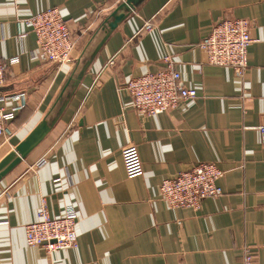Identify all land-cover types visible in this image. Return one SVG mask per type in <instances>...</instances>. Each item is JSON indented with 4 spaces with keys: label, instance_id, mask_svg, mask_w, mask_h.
I'll return each mask as SVG.
<instances>
[{
    "label": "crops",
    "instance_id": "0c3cea01",
    "mask_svg": "<svg viewBox=\"0 0 264 264\" xmlns=\"http://www.w3.org/2000/svg\"><path fill=\"white\" fill-rule=\"evenodd\" d=\"M114 0H0V94L28 105L0 135V159L43 119ZM57 7L78 39L60 70L39 53L24 19ZM223 18H246L254 41L242 76L211 65L200 42ZM151 21L153 28L144 29ZM25 33V36H22ZM17 57L15 63L10 59ZM174 62L197 98L151 116L126 82ZM115 58L113 65L108 61ZM264 0H144L109 36L45 138L0 181V264H242L244 247L264 264ZM134 143L143 173L128 177L121 149ZM200 162L224 175L222 194L199 209L173 207L160 185ZM43 200L51 215L77 213L76 247L47 252L25 225Z\"/></svg>",
    "mask_w": 264,
    "mask_h": 264
},
{
    "label": "built area",
    "instance_id": "2783aa9c",
    "mask_svg": "<svg viewBox=\"0 0 264 264\" xmlns=\"http://www.w3.org/2000/svg\"><path fill=\"white\" fill-rule=\"evenodd\" d=\"M18 3L20 0H14ZM121 3L125 0H114ZM36 37L39 53L47 61L55 63L60 70L71 65L78 39L57 7H49L23 20ZM144 29L151 30L153 23H144ZM22 36H25L23 33ZM254 41L250 34V21L246 18H223L214 24L209 35L200 42L206 53V62L211 65L233 67L242 76L248 68V47ZM17 57L10 59L15 63ZM167 65L156 72H148L130 78L126 82L131 105L142 115L151 116L174 109L181 103L197 98L194 88L186 87L181 74L170 57ZM115 58L108 61L113 65ZM7 64L0 60V88L6 81ZM28 105L26 92L0 94V135L11 136L10 123L17 113ZM261 142L264 145V125L258 126ZM124 168L128 177L143 173V163L138 147L129 143L121 149ZM224 171L214 162H200L191 169L179 171L174 177L166 178L160 185V196L173 207L199 209L204 199L222 194L219 179ZM77 213L69 207L59 216L51 215L43 200L35 221L25 225L27 242L43 247L47 252L76 247ZM242 264H256L252 249L246 246L242 253Z\"/></svg>",
    "mask_w": 264,
    "mask_h": 264
},
{
    "label": "water",
    "instance_id": "95a60500",
    "mask_svg": "<svg viewBox=\"0 0 264 264\" xmlns=\"http://www.w3.org/2000/svg\"><path fill=\"white\" fill-rule=\"evenodd\" d=\"M143 1L144 0H125L102 20L87 42L81 55L76 59L69 75L65 79L54 102L43 119L15 146L14 149L0 159V181L25 159L50 132L65 110L93 57L104 45L113 31L133 13Z\"/></svg>",
    "mask_w": 264,
    "mask_h": 264
}]
</instances>
